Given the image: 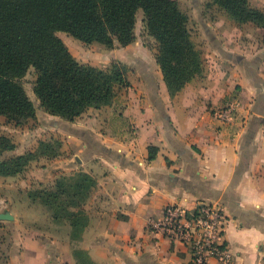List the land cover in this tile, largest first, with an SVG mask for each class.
Returning a JSON list of instances; mask_svg holds the SVG:
<instances>
[{
	"label": "crops",
	"instance_id": "1",
	"mask_svg": "<svg viewBox=\"0 0 264 264\" xmlns=\"http://www.w3.org/2000/svg\"><path fill=\"white\" fill-rule=\"evenodd\" d=\"M253 36H212L217 46L203 55V73L174 97L157 64L138 53L132 59L142 79L128 78L110 105L73 122L36 115L45 138L61 137L63 156L25 177H0V213L12 216L0 220V264H191L188 251L149 222L167 205L192 211L210 204L226 219L229 264H264V45ZM230 104L233 118L217 120L215 112ZM20 147L12 153L27 151ZM77 171L96 183L84 207L88 224L75 237L27 192Z\"/></svg>",
	"mask_w": 264,
	"mask_h": 264
},
{
	"label": "trees",
	"instance_id": "2",
	"mask_svg": "<svg viewBox=\"0 0 264 264\" xmlns=\"http://www.w3.org/2000/svg\"><path fill=\"white\" fill-rule=\"evenodd\" d=\"M238 24L264 27V12L249 0H212ZM143 17L147 35L155 42V63L170 97L203 73L204 57L188 28V16L175 0H0V116L15 124L35 117L21 79L32 69V93L51 116L73 122L89 108L110 105L130 86L124 65L101 69L78 62L57 33L84 44L126 47L135 40L136 15ZM61 143L41 140L32 151L6 156L14 142L0 134V177L22 174L40 157L55 159ZM149 159L156 149L148 147ZM95 179L83 171L59 175L50 186L27 192L56 225L68 224L78 237L88 224L85 204Z\"/></svg>",
	"mask_w": 264,
	"mask_h": 264
},
{
	"label": "rangeland",
	"instance_id": "3",
	"mask_svg": "<svg viewBox=\"0 0 264 264\" xmlns=\"http://www.w3.org/2000/svg\"><path fill=\"white\" fill-rule=\"evenodd\" d=\"M182 12L188 16V28L191 36L203 55H209L216 49L215 42L211 41L212 36L217 35H233L237 34L240 30L248 34L254 35L253 37L259 41V44L264 45V27L258 28L252 24H238L231 20L221 9L212 4V0H175ZM249 4L252 7L258 8L264 12V0H249ZM58 37L66 45L70 53L74 58L83 64H89L101 69H107L112 63H119L124 65L127 70V77L132 83H139L141 78V69L139 64L134 61L133 56L136 54H144V59H148L151 62H155L154 53L156 44L147 35L144 28L143 17L140 12L136 15V23L134 27L135 40L129 47L115 46L113 48H107L101 44L92 43L84 44L80 41L73 39L65 33H57ZM143 58V57H142ZM210 60V58H207ZM211 64V63H208ZM35 80V73L30 69L25 77L21 79L26 94L32 101L35 109V116L43 114L44 110L40 107L39 101L32 93L33 83ZM123 89L117 94L118 97L123 96ZM43 130V131H42ZM0 133H4L8 136L15 146L20 147L24 145V150L32 151L37 147V144L41 140L54 138L61 143L60 136H49L45 138V122L43 124L37 120V117L33 119L24 120L22 123L15 124L11 120H7L6 117L0 116ZM26 144V146H25ZM21 149V147H20ZM13 153L9 152L6 156H12ZM65 155V154H64ZM60 156H57L52 161H57ZM50 160L44 157L37 158L28 164L25 171L19 175L20 178L25 177L29 171L34 169H44L45 163ZM39 184H34V189Z\"/></svg>",
	"mask_w": 264,
	"mask_h": 264
},
{
	"label": "built area",
	"instance_id": "4",
	"mask_svg": "<svg viewBox=\"0 0 264 264\" xmlns=\"http://www.w3.org/2000/svg\"><path fill=\"white\" fill-rule=\"evenodd\" d=\"M235 111V105L230 104L217 110L215 117L226 123ZM225 224L223 210L217 205H203L192 211L167 205L161 218L150 221L149 227L170 242L181 244L188 251L191 264H208L210 259L229 264L231 253L223 239Z\"/></svg>",
	"mask_w": 264,
	"mask_h": 264
},
{
	"label": "water",
	"instance_id": "5",
	"mask_svg": "<svg viewBox=\"0 0 264 264\" xmlns=\"http://www.w3.org/2000/svg\"><path fill=\"white\" fill-rule=\"evenodd\" d=\"M12 219V216L5 212V213H0V220H11Z\"/></svg>",
	"mask_w": 264,
	"mask_h": 264
}]
</instances>
